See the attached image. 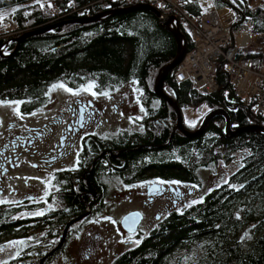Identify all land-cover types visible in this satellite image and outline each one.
I'll list each match as a JSON object with an SVG mask.
<instances>
[{
	"label": "flooded vegetation",
	"instance_id": "flooded-vegetation-1",
	"mask_svg": "<svg viewBox=\"0 0 264 264\" xmlns=\"http://www.w3.org/2000/svg\"><path fill=\"white\" fill-rule=\"evenodd\" d=\"M131 80L135 83H127ZM90 83L95 87L85 91ZM52 85L40 96H0V101L22 102L0 104V200L5 201L0 207L7 209L5 217L22 221L20 228L28 227L20 238L44 231L45 244L35 243L34 249L47 253L59 245L48 263H103L106 235L121 231L138 236L139 243L119 252L112 264L146 238L161 234L177 212L183 215L193 201L228 180L232 169L222 170L206 187L208 171L226 167L229 160L192 158L185 165V145L197 137L186 136L185 130L195 131L210 110L203 118H186L184 109L193 105H184L172 86L164 84L163 89L175 101L157 92L155 84L137 79L64 83L78 94L65 90L73 96L50 106L42 123L34 122L48 109L46 92ZM198 189L202 196L194 195ZM133 211L141 220L130 232L123 218ZM37 212L43 215H33Z\"/></svg>",
	"mask_w": 264,
	"mask_h": 264
},
{
	"label": "trees",
	"instance_id": "trees-1",
	"mask_svg": "<svg viewBox=\"0 0 264 264\" xmlns=\"http://www.w3.org/2000/svg\"><path fill=\"white\" fill-rule=\"evenodd\" d=\"M54 2L58 10L52 13L41 7L39 0H0V11L15 9L18 36L57 24L48 31L27 35L19 43L10 42V54H0V96H40L47 86L59 82L108 84L137 79L154 85L161 67L177 54L176 37L150 9L111 12L133 4L127 0ZM214 4L231 6L236 11L234 27L248 26L261 37L264 47V6H252L249 0H214ZM190 8L201 12L197 2ZM105 11L110 13L97 20L77 21ZM13 38L0 34V50ZM186 38L188 50L192 41L188 35ZM263 55L264 48L259 49L256 56L261 59ZM218 78L220 89L210 94L190 81L178 83L174 69L165 84L175 89L184 105L207 106V112L226 109L233 128L264 124L241 105L221 70ZM186 136H197L185 145L186 166L192 158H208L215 163L233 161L236 152L241 151L237 166L226 182L208 190L186 207L183 215L177 212L161 234L146 238L112 264H264V132L227 135L226 117L218 114L201 133ZM6 210L0 207V239L21 236L28 227L20 228L21 220L5 217ZM36 251L39 253L35 259L25 252L2 264H40L48 252ZM49 258L44 264H49Z\"/></svg>",
	"mask_w": 264,
	"mask_h": 264
},
{
	"label": "built area",
	"instance_id": "built-area-1",
	"mask_svg": "<svg viewBox=\"0 0 264 264\" xmlns=\"http://www.w3.org/2000/svg\"><path fill=\"white\" fill-rule=\"evenodd\" d=\"M127 1L150 3L161 20L173 17V24L191 39V48L174 68L178 83L190 81L204 93H215L220 89L221 70L241 105L264 120V55L256 56L261 44L248 26L234 27L236 11L231 6L218 7L210 0ZM196 2L201 12L190 8Z\"/></svg>",
	"mask_w": 264,
	"mask_h": 264
},
{
	"label": "rangeland",
	"instance_id": "rangeland-1",
	"mask_svg": "<svg viewBox=\"0 0 264 264\" xmlns=\"http://www.w3.org/2000/svg\"><path fill=\"white\" fill-rule=\"evenodd\" d=\"M55 0H39L40 5H43L44 8L48 9L50 12L55 13L58 10V4L54 2ZM210 3L212 5L214 4V0H210ZM249 4L252 6H257L261 5L264 6V0H249ZM51 5V7H49ZM13 10L14 8L7 9V10H1L0 11V16H2V19H0V34L6 35L8 37L10 36H18L17 33H19V28L18 24L16 23L13 15ZM256 43L261 44V37L259 35L253 34ZM15 40V38H13ZM12 40V39H11ZM13 41V40H12ZM11 41V43H12ZM9 44V43H8ZM8 44L4 46V49L1 51L3 53H8ZM264 47L262 44L260 45L259 49H263ZM90 82V81H88ZM60 83V82H59ZM127 83H135V81H127ZM64 84V83H63ZM48 95V100L50 101L48 109L42 113L39 114L38 117L33 118L34 122L42 123L45 118L47 119V116L50 114L49 107L52 106L53 104H61V101L68 99L69 97H72L73 95L70 93L65 92L63 88H55L53 89L52 87L47 90ZM83 94V93H82ZM207 106H191V107H186L184 109L185 116L186 118H197L202 116L205 112L207 113ZM209 111V110H208ZM209 113V112H208ZM207 113V114H208ZM206 114V115H207ZM35 119V120H34ZM241 151L236 152L235 158L233 161H230L227 163L226 167H221L218 168L217 171H214L210 169L208 171V177L206 180V187L209 188V186L213 185L214 181L219 179L221 175L223 174L222 170H230L234 169L235 166H237V160L239 159ZM221 174V175H220ZM30 182H32L33 177L32 173H30ZM27 176V177H29ZM32 184L29 185L31 188ZM187 189V188H186ZM204 193L203 190H197L194 195L195 196H202ZM44 232L43 230L38 231L34 230L33 232L30 231L31 234L27 238H20V237H5L0 239V264L9 261L13 258H19V255L22 253H31V258L35 259L38 256V253L36 250L37 248L34 249L33 244L38 243L41 244L45 238H41V233ZM107 234V233H106ZM106 241H104V247L105 251H103V254L105 255V261L103 263L99 264H108L111 259L116 256L119 252L124 251L127 247H130L132 244L137 243L139 240L138 236H125L124 233H121V231L118 232H111L108 235L105 236ZM23 241V243H19ZM128 241V245L126 243ZM15 242V243H14ZM45 244V242H43ZM106 243V244H105ZM45 251V250H44ZM43 252V251H41ZM59 260V259H58ZM57 262V261H56ZM49 264H60L58 263H49Z\"/></svg>",
	"mask_w": 264,
	"mask_h": 264
},
{
	"label": "water",
	"instance_id": "water-1",
	"mask_svg": "<svg viewBox=\"0 0 264 264\" xmlns=\"http://www.w3.org/2000/svg\"><path fill=\"white\" fill-rule=\"evenodd\" d=\"M137 9H150L153 12H155L158 16H160V12L159 10L154 7L153 5H151L150 3H146V2H136L131 4L128 7H123V8H118L115 9L113 11H111L112 13H116V12H121V11H131V10H137ZM109 11H105V12H100L98 14L92 15V16H86L83 18H79L77 21L79 22H88V21H94L97 20L99 18H101L102 16H104L105 14H107ZM110 13V12H109ZM173 17L169 18L167 20H161V25L168 29L169 31H171L174 36L177 39V43H178V51L177 54L175 56V58L173 60H171L170 62L166 63L165 65H163L161 67V69L159 70L157 77H156V81H155V86H156V91L161 93L164 97H166L167 99L171 100V101H175L174 98L170 95H168L167 93L164 92V84L166 81L167 76L169 75V73H171L173 71V69L177 66V64L183 59L186 51H187V38L185 33L183 32V30L179 27L178 24H173ZM57 24H51L48 25L46 27L43 28H37V29H33L30 31H26L23 34L16 36L15 40L18 41V43L25 38V36L27 35H31V34H37V33H41L44 31H48L54 27H56ZM0 54H4L1 50H0ZM224 115L226 117V133L227 135H234L236 133H239L240 131H259V132H264V124L260 123V122H255V123H251L249 125L246 126H241L238 128H233L231 125V118L230 115L228 113V111L224 108H215L213 110H211L202 120L200 126L195 130V131H188L185 130L187 135L189 136H194L197 135L199 133H201L206 126L209 124L210 120L218 115ZM137 213H139L138 211H133L127 215L124 216L123 218V223L125 224L126 228L130 231V232H135L137 230L138 227V223L140 222L141 218L137 217ZM134 221V225L130 226L133 224ZM59 248V245L51 250L50 252H48L42 259L40 264H44V261L46 258L50 257L51 255H53L56 251V249Z\"/></svg>",
	"mask_w": 264,
	"mask_h": 264
},
{
	"label": "snow or ice",
	"instance_id": "snow-or-ice-1",
	"mask_svg": "<svg viewBox=\"0 0 264 264\" xmlns=\"http://www.w3.org/2000/svg\"><path fill=\"white\" fill-rule=\"evenodd\" d=\"M233 2H235V0H233ZM41 7H43V5H41ZM49 7H51V5H49ZM15 11V9L13 10ZM0 19H2V16H0ZM63 88L64 90L68 91V92H71L73 93L74 95L75 94H78V91L77 92H73V90L71 88H67L66 85H64L62 82L59 83V84H54L52 85V88L55 89V88ZM95 87V84L94 83H90L88 84L87 86L84 87V90L85 91H91L93 88ZM101 95H106V93H103L101 92L100 93ZM92 95L93 96H96L97 93L92 91ZM4 103H16L17 105H19V103H22V102H5V101H0V104H4ZM14 111L17 112V114H19V111H18V107L16 109H14ZM194 123V122H193ZM158 183H164L163 181H157ZM153 183H156V182H153ZM169 183H179V182H176V181H172V182H169ZM0 203H5V201L3 200H0ZM193 203H196V201H193ZM33 215H43V212H37V213H33ZM106 219H110V218H106ZM247 235V234H245ZM243 239V237H242ZM15 243V242H14ZM19 243H23V241L19 242ZM137 243H139V241H137Z\"/></svg>",
	"mask_w": 264,
	"mask_h": 264
},
{
	"label": "bare ground",
	"instance_id": "bare-ground-1",
	"mask_svg": "<svg viewBox=\"0 0 264 264\" xmlns=\"http://www.w3.org/2000/svg\"><path fill=\"white\" fill-rule=\"evenodd\" d=\"M153 12V11H152ZM236 23V22H235ZM220 71V70H219ZM219 91V90H218ZM49 258V257H48ZM47 259V258H46Z\"/></svg>",
	"mask_w": 264,
	"mask_h": 264
}]
</instances>
